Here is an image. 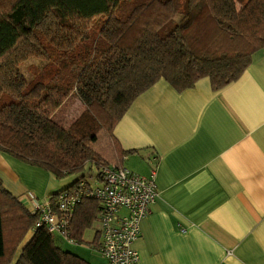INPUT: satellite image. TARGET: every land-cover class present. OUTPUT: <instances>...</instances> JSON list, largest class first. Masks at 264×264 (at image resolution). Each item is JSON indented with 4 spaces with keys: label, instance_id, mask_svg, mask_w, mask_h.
Instances as JSON below:
<instances>
[{
    "label": "trees",
    "instance_id": "obj_1",
    "mask_svg": "<svg viewBox=\"0 0 264 264\" xmlns=\"http://www.w3.org/2000/svg\"><path fill=\"white\" fill-rule=\"evenodd\" d=\"M263 49L264 0H0V151L57 179L85 163L122 167L130 152L116 147L115 162L108 140L138 95L160 79L182 91L207 77L218 90ZM31 58L41 63L34 79L19 68ZM71 90L84 112L64 129L51 115ZM100 112L107 127L97 119L83 132L82 119ZM80 181L64 189L78 193L64 234L35 227L23 195L0 182V264L27 235L15 264H89L55 243L81 244L98 222L101 205Z\"/></svg>",
    "mask_w": 264,
    "mask_h": 264
},
{
    "label": "crops",
    "instance_id": "obj_2",
    "mask_svg": "<svg viewBox=\"0 0 264 264\" xmlns=\"http://www.w3.org/2000/svg\"><path fill=\"white\" fill-rule=\"evenodd\" d=\"M108 142L110 159L121 154L116 147L130 152L118 159L122 167L132 160L127 169L143 176L155 168L158 195L139 224L137 264H264V49L218 90L207 77L182 91L156 81ZM48 176L0 151V182L13 195L43 201ZM58 241L89 264H107L97 243Z\"/></svg>",
    "mask_w": 264,
    "mask_h": 264
},
{
    "label": "built area",
    "instance_id": "obj_3",
    "mask_svg": "<svg viewBox=\"0 0 264 264\" xmlns=\"http://www.w3.org/2000/svg\"><path fill=\"white\" fill-rule=\"evenodd\" d=\"M93 180L92 184L80 181L78 186L101 205L95 250L107 264H137L138 252L133 244L139 237V224L158 195L155 168L143 176L125 167L102 166ZM22 199L37 214L35 227H43L50 234H64L78 193L73 188L60 191L53 201H39L32 193L24 194Z\"/></svg>",
    "mask_w": 264,
    "mask_h": 264
},
{
    "label": "rangeland",
    "instance_id": "obj_4",
    "mask_svg": "<svg viewBox=\"0 0 264 264\" xmlns=\"http://www.w3.org/2000/svg\"><path fill=\"white\" fill-rule=\"evenodd\" d=\"M89 44H90V42H86V45H89ZM40 64L41 63L38 62L37 59L31 58L25 62L20 63L19 68L22 70V72L26 78L34 79L37 76V72H38V69L40 68L39 67ZM42 66H43V64H42ZM83 112H84V105L82 103H80V101L78 100V98L74 94V91L71 90L70 94L66 97L63 104H61V106L53 112V114L51 115V119L53 121H55V123H57L58 126H60L61 128L67 129L69 126H71L73 123H75L77 121V119L79 118L80 115L83 114ZM100 113H98L94 119L90 120V122H86L87 119L85 120V118L82 119L81 125H83V127H84L83 132L88 130L89 123L94 125L95 120H97V119H98V123L104 124V126H105L104 128L107 127V124L109 123L108 119L106 118V116L103 113H101V114ZM78 124H80V122ZM101 128H99L97 130V133L99 132V130ZM104 128H102V129H104ZM103 141H104L103 137L101 136L98 143H96V145L94 146V148L97 149L98 151H100L99 149H102V147H104ZM124 163L125 164L123 165V167L129 168V169H131L130 166L134 167V165H135L132 160L128 161V162H124ZM97 171H98V169L94 165H92L90 163H85L82 167H80L76 171L68 174L67 176L63 177L62 179H57L53 175L49 174V176L46 180V183H45L46 194L49 195L52 193H58V192L64 190L65 188H67L68 186H70L76 180L91 182L96 177ZM91 184H92V182H91ZM27 193H32V192H25L23 194H27ZM96 225L97 224L95 222H93L89 227H87L84 230V234H83V238H82L83 241L81 244H78V246H87V245L92 246L93 245L92 239H93L94 234L96 232ZM57 240H55V243L59 242ZM91 248H93V247H91ZM93 250L96 251L94 248H93ZM77 253L79 254V252H77Z\"/></svg>",
    "mask_w": 264,
    "mask_h": 264
}]
</instances>
